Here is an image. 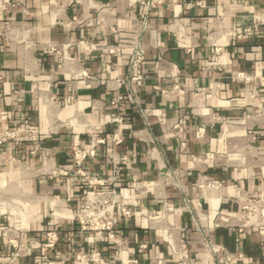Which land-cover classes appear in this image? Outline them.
<instances>
[{
	"label": "crops",
	"instance_id": "obj_1",
	"mask_svg": "<svg viewBox=\"0 0 264 264\" xmlns=\"http://www.w3.org/2000/svg\"><path fill=\"white\" fill-rule=\"evenodd\" d=\"M141 1L0 0V134L36 132L35 142L20 132L0 146V229L22 245L55 230L50 264H264V228L238 232V197L264 196V0H165L149 12L138 96L155 115L146 120L126 99L111 104L126 94L116 80L137 38L113 32L111 18L142 19ZM238 72L253 82H235ZM112 114L124 122H109ZM90 133L123 138L84 162L89 176L115 180L93 189H115L145 214L116 211L109 242L72 222L89 188L71 146L88 147ZM204 237L233 258L215 260ZM93 252L100 261L77 259ZM12 253L0 236V264H41L37 250Z\"/></svg>",
	"mask_w": 264,
	"mask_h": 264
},
{
	"label": "built area",
	"instance_id": "obj_2",
	"mask_svg": "<svg viewBox=\"0 0 264 264\" xmlns=\"http://www.w3.org/2000/svg\"><path fill=\"white\" fill-rule=\"evenodd\" d=\"M165 0H145L141 1L140 4L144 8L143 18L140 20L130 19L126 15L122 16H112L111 18V30L113 32H118L121 30H135L137 33V38L134 44L129 48V58H128V70L127 75L123 82L121 80H116L118 82V87H123L125 90V95L117 94L111 99L112 105H117L124 99L128 100L133 104L140 116L146 120L148 116L155 115L154 110L142 108L140 106L138 92L143 87L146 76L143 72V54H142V35L146 31L148 26V15L152 9L160 8L165 4ZM197 5H200L199 2ZM6 5L1 4L0 9L3 10ZM9 6H14V4H9ZM101 14L97 16V22H101ZM248 33V30H245ZM86 51H91L93 46L84 45ZM108 54H118L120 52L117 47H109L106 49ZM232 79L235 82H240L245 85H249L253 82L254 78L244 72L236 73ZM177 88V87H176ZM161 94H166V90H162L156 87ZM54 99V98H53ZM264 110V102L261 101L258 105V110ZM109 122L122 124L124 122V117L119 114L110 115ZM146 125H148L146 123ZM25 132L26 136L35 142L36 132L33 128L29 129H18L16 131H4L0 134V146L8 141H17L18 133ZM123 141L121 134L112 140H105L104 138L97 137L90 133V144L88 147H83L78 140H74L71 146V157L77 167L76 174L79 177L81 183L86 184L89 188L86 191V197L81 200L80 205L76 213L72 217V222L76 223L81 231L85 232H99L106 239L107 242L114 239L116 236V231L114 230L115 213L118 211L124 217L132 216H145L141 209L132 202L124 201L121 196L116 192L115 189H110L108 191H96L93 189L95 186L106 187L109 185H114L115 180L113 178H108L105 180H97L94 177L89 176L83 170V164L88 158H92L95 155L96 148L102 144H115L118 145ZM182 147L184 143H181ZM112 163L114 169H117V164L115 159L112 158ZM213 181L207 182V186H213ZM137 190L140 189L139 186L136 187ZM240 202L241 217L238 224V232H250L252 228H264V196L261 197H250L247 195H242L238 197ZM188 203V202H187ZM170 209L168 203L165 201L161 202V214L164 216L168 214ZM16 229V228H15ZM200 229V228H199ZM9 229H0V236L4 237L8 246L12 249V260L19 258L20 256L26 254L29 250H37L39 252V260L41 264H50L49 253L55 249L59 242L58 234L55 230H49L44 233L43 241L32 242L30 244H21V240L18 234H15L13 238H9ZM203 244L211 254L214 256L215 260H218V254L223 253L224 258L230 261L233 258V254L221 250L217 245L210 242L206 237H204ZM99 254L93 252L90 256H77L78 260H95L100 261ZM127 264H133L127 262ZM152 264V263H151ZM178 264H193L187 262L184 258L178 261Z\"/></svg>",
	"mask_w": 264,
	"mask_h": 264
}]
</instances>
